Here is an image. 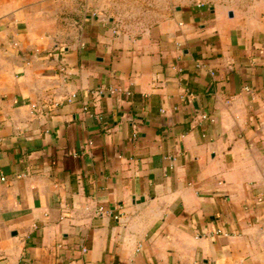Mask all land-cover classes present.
Returning a JSON list of instances; mask_svg holds the SVG:
<instances>
[{"label": "crops", "instance_id": "0c3cea01", "mask_svg": "<svg viewBox=\"0 0 264 264\" xmlns=\"http://www.w3.org/2000/svg\"><path fill=\"white\" fill-rule=\"evenodd\" d=\"M0 264H264V0H0Z\"/></svg>", "mask_w": 264, "mask_h": 264}, {"label": "built area", "instance_id": "2783aa9c", "mask_svg": "<svg viewBox=\"0 0 264 264\" xmlns=\"http://www.w3.org/2000/svg\"><path fill=\"white\" fill-rule=\"evenodd\" d=\"M198 67H201V65H198ZM180 71H182V70L180 69ZM245 90H246L247 92H252L251 89H250L249 87H246ZM102 94H103L102 91H99V92H98V95H102ZM76 98H77V95H76V94H73V95H71L70 97H68V98L65 100V102L72 103L73 101L76 100Z\"/></svg>", "mask_w": 264, "mask_h": 264}]
</instances>
